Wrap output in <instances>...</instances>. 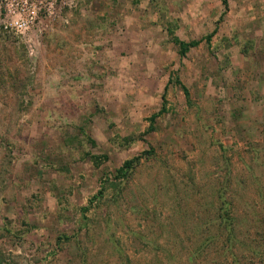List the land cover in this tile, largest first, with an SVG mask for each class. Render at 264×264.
<instances>
[{"label":"rangeland","instance_id":"374dc122","mask_svg":"<svg viewBox=\"0 0 264 264\" xmlns=\"http://www.w3.org/2000/svg\"><path fill=\"white\" fill-rule=\"evenodd\" d=\"M31 1L0 25V264H254L264 0Z\"/></svg>","mask_w":264,"mask_h":264},{"label":"trees","instance_id":"16d2710c","mask_svg":"<svg viewBox=\"0 0 264 264\" xmlns=\"http://www.w3.org/2000/svg\"><path fill=\"white\" fill-rule=\"evenodd\" d=\"M224 5L226 4V0H223ZM212 34H209L205 37V41L209 42ZM176 45L179 48V55L184 56V54L191 48L197 46L201 40L197 41H190V42H184V41H178L174 40ZM224 210L219 214V224H218V233L211 237L210 240L212 243H216L217 241L223 240L222 246L227 247V249L231 250L234 248V243L236 241H239L237 237H234L233 231H234V226H233V217H230L229 215V208L227 204L223 207ZM262 244L259 242H255L252 246L251 249V254L254 255L255 261L254 264H264V239H262ZM258 247H260L258 249ZM231 253V252H230ZM191 257V256H190ZM233 259V258H232ZM234 260V259H233ZM191 261V260H190ZM223 262H225V259H222Z\"/></svg>","mask_w":264,"mask_h":264},{"label":"built area","instance_id":"2783aa9c","mask_svg":"<svg viewBox=\"0 0 264 264\" xmlns=\"http://www.w3.org/2000/svg\"><path fill=\"white\" fill-rule=\"evenodd\" d=\"M33 6L31 0H0V25L24 34L34 20Z\"/></svg>","mask_w":264,"mask_h":264}]
</instances>
